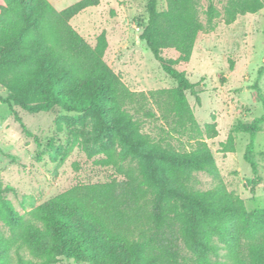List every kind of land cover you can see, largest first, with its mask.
Returning <instances> with one entry per match:
<instances>
[{
	"label": "trees",
	"instance_id": "1",
	"mask_svg": "<svg viewBox=\"0 0 264 264\" xmlns=\"http://www.w3.org/2000/svg\"><path fill=\"white\" fill-rule=\"evenodd\" d=\"M207 2L204 24L201 0H167L163 11L159 0H147L140 40L176 84L159 94L179 127L214 138L216 123L200 129L186 96L196 85L178 69L190 62L199 35L214 31L221 17L214 0ZM99 4L81 0L58 11L48 0H8L0 8V85L9 97L0 101L30 114L58 107L79 114L70 121L94 119L96 133L111 137L122 148L120 159L134 169L122 171V181L73 187L26 215L2 198L14 189L0 183V220L7 228H0V264H57L60 258L87 264H264V209L246 215L223 190H194L192 173L218 172L207 144L177 153L143 134L142 123L128 110L141 95L105 62L106 33L92 47L71 26L72 19ZM263 8V0H228L222 21L230 26ZM165 50L175 51L176 58L164 57ZM255 90L260 95L257 85ZM263 124L264 115L235 127L252 138L245 154L252 188L261 181L253 140ZM228 142L233 143L232 135ZM220 243L229 255L213 261Z\"/></svg>",
	"mask_w": 264,
	"mask_h": 264
},
{
	"label": "rangeland",
	"instance_id": "2",
	"mask_svg": "<svg viewBox=\"0 0 264 264\" xmlns=\"http://www.w3.org/2000/svg\"><path fill=\"white\" fill-rule=\"evenodd\" d=\"M7 1L0 0V8ZM48 1L61 11L81 0ZM227 1L214 0L221 15L215 21V30L200 34L190 62L178 66L196 85L194 92H187L186 96L199 127L204 131L206 125L216 123L214 138L180 128L165 97L159 94L176 84L161 70L146 44L138 41L148 20L147 0H100L99 6L85 10L70 24L92 47L106 33L105 62L131 92L141 95L128 110L142 123L143 134L177 153L192 151L199 142L207 144L218 172L192 173L193 189L223 190L247 215L264 209V124L253 140V158L261 178L254 188L252 168L245 159L252 138L236 132L235 127L238 123L250 124L264 115V73L259 75L264 69V8L226 26L222 15ZM166 2L159 0V11L165 10ZM207 6V0H201L200 19L204 24ZM163 56L174 59L176 53L165 50ZM0 97H9L1 85ZM139 108L141 113L137 112ZM146 112L152 117H146ZM78 115L58 107L50 112L30 114L13 103L0 101V183L14 189L2 198L10 201L19 214L26 215L79 185L122 181L125 179L122 171L134 169L133 164L120 159L122 148L111 137L96 133L94 119L68 120ZM59 118L66 119L58 123ZM230 135L232 144L228 142ZM0 228L7 231L1 220ZM220 246L222 250L217 258L212 257L213 261L227 260V246L222 243ZM187 255L193 261L194 256ZM57 264L87 263L60 258Z\"/></svg>",
	"mask_w": 264,
	"mask_h": 264
},
{
	"label": "water",
	"instance_id": "3",
	"mask_svg": "<svg viewBox=\"0 0 264 264\" xmlns=\"http://www.w3.org/2000/svg\"><path fill=\"white\" fill-rule=\"evenodd\" d=\"M138 41H140V39H138Z\"/></svg>",
	"mask_w": 264,
	"mask_h": 264
}]
</instances>
